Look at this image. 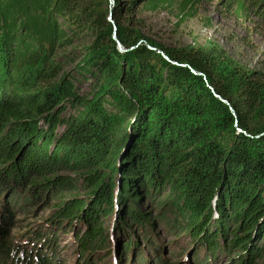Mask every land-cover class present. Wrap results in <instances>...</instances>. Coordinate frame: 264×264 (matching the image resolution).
Returning a JSON list of instances; mask_svg holds the SVG:
<instances>
[{"label": "trees", "instance_id": "obj_1", "mask_svg": "<svg viewBox=\"0 0 264 264\" xmlns=\"http://www.w3.org/2000/svg\"><path fill=\"white\" fill-rule=\"evenodd\" d=\"M141 7L185 19L194 9L189 0H0V264L63 261L52 230L14 240L9 228L11 211L66 184L84 197L58 200L47 225L72 233L82 264L110 257L103 221L115 214L116 232L137 231L154 255L164 250L148 239L159 223L197 244L194 264L203 248L208 264H264V73L218 45L146 37L127 19ZM165 188L176 199L155 221L139 203ZM134 240L120 242L121 264L143 259L130 256L143 247Z\"/></svg>", "mask_w": 264, "mask_h": 264}, {"label": "rangeland", "instance_id": "obj_2", "mask_svg": "<svg viewBox=\"0 0 264 264\" xmlns=\"http://www.w3.org/2000/svg\"><path fill=\"white\" fill-rule=\"evenodd\" d=\"M121 3H128L130 0H120ZM193 4V15L185 19V16L179 15V9L174 14L166 10L150 12L146 8H139L136 12L127 15V19L140 22L141 30L148 38L172 48H206L211 44L220 46L227 55L250 71H259L264 73V0H189ZM246 8L244 12L239 8L241 5ZM114 1H112V6ZM128 6V5H127ZM114 10V7L113 9ZM108 20L113 23L114 17L109 16ZM73 173L60 171L57 176L70 178ZM80 190V195L84 197V188L66 184L62 188H57L52 195H45L41 202L28 207L23 211H11L13 222L10 226L11 236L14 240L20 239V236L35 235L37 231L44 229L52 230L57 236V242L51 244L60 247L63 261L60 264H82L80 254H77L73 246L74 237L72 233L65 234L62 230L48 227L47 223L53 213V205L64 200L74 197L72 191ZM66 193L60 197L62 192ZM71 192V193H70ZM176 199L174 192L168 188L161 190L156 198H151L147 202L139 203L141 210L152 214L153 219L157 217L165 203L172 202ZM156 221V220H155ZM116 223V214L112 218L103 221V228L112 236L110 257L101 263L98 258L94 264H121L119 259L118 246L126 251V243L120 245L122 241L142 243V250L138 253L133 252L130 256L132 259L140 258L132 264H194L196 260L197 244L191 245V240L186 236V232L157 223L155 228L151 229L149 240L152 239L158 245L163 247L160 254H153L154 245L149 244L147 239L137 236V231H132L129 237L118 234L114 228ZM111 226V229H110ZM51 237V234L45 237ZM137 236V237H136ZM44 237V238H45ZM43 238L44 245L38 244L40 248L48 246ZM46 244V245H45ZM141 245V246H142ZM150 248H148V247ZM30 249V248H29ZM108 250V247H106ZM124 251V253H125ZM104 253L105 251H100ZM123 253V254H124ZM143 253L145 256H143ZM208 253L203 248L201 255L197 258L198 262L208 264L203 258ZM194 254V255H193ZM24 255V254H23ZM147 257V258H145ZM160 257V258H159ZM92 258V256H91ZM162 258V259H161ZM130 259V258H129ZM148 260V262H147ZM165 261V262H164ZM209 264H227V258L223 257L222 261L207 260Z\"/></svg>", "mask_w": 264, "mask_h": 264}, {"label": "water", "instance_id": "obj_3", "mask_svg": "<svg viewBox=\"0 0 264 264\" xmlns=\"http://www.w3.org/2000/svg\"><path fill=\"white\" fill-rule=\"evenodd\" d=\"M115 38H116V34H115V36H114ZM120 48H121V45H120ZM122 49V48H121Z\"/></svg>", "mask_w": 264, "mask_h": 264}]
</instances>
